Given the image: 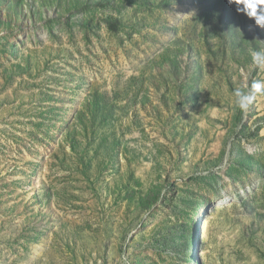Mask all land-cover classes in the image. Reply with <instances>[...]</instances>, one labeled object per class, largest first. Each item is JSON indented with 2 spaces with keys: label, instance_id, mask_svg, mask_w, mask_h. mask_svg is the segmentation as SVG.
<instances>
[{
  "label": "rangeland",
  "instance_id": "obj_1",
  "mask_svg": "<svg viewBox=\"0 0 264 264\" xmlns=\"http://www.w3.org/2000/svg\"><path fill=\"white\" fill-rule=\"evenodd\" d=\"M260 49L264 0H0V264H264Z\"/></svg>",
  "mask_w": 264,
  "mask_h": 264
},
{
  "label": "clouds",
  "instance_id": "obj_2",
  "mask_svg": "<svg viewBox=\"0 0 264 264\" xmlns=\"http://www.w3.org/2000/svg\"><path fill=\"white\" fill-rule=\"evenodd\" d=\"M233 3V0H229ZM259 23V22H258ZM252 61L258 67H264V49L254 50L251 53ZM264 92V82H254L248 91L235 90V104L241 111H247L250 105L255 101L256 95Z\"/></svg>",
  "mask_w": 264,
  "mask_h": 264
},
{
  "label": "bare ground",
  "instance_id": "obj_3",
  "mask_svg": "<svg viewBox=\"0 0 264 264\" xmlns=\"http://www.w3.org/2000/svg\"><path fill=\"white\" fill-rule=\"evenodd\" d=\"M202 223H203V221H202ZM200 224L201 225V231H200V227H199V233L201 234V238L202 237H204V234L206 233V224L205 223H203V224Z\"/></svg>",
  "mask_w": 264,
  "mask_h": 264
},
{
  "label": "snow or ice",
  "instance_id": "obj_4",
  "mask_svg": "<svg viewBox=\"0 0 264 264\" xmlns=\"http://www.w3.org/2000/svg\"><path fill=\"white\" fill-rule=\"evenodd\" d=\"M249 7H253V5L252 4H249Z\"/></svg>",
  "mask_w": 264,
  "mask_h": 264
}]
</instances>
